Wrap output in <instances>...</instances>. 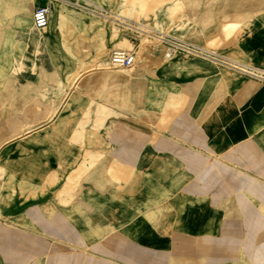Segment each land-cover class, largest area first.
Wrapping results in <instances>:
<instances>
[{
	"label": "crops",
	"instance_id": "obj_1",
	"mask_svg": "<svg viewBox=\"0 0 264 264\" xmlns=\"http://www.w3.org/2000/svg\"><path fill=\"white\" fill-rule=\"evenodd\" d=\"M47 3L0 0V96L44 95L50 111L22 132L0 114V264H264V82L156 47L123 81V107L94 99L98 134L80 138L67 119L83 92L66 85L63 3H50L41 59L28 55L35 70L27 60L10 74L32 47L20 41L25 22ZM222 22H235L233 35ZM98 29L88 28L93 45ZM217 34L226 57L264 68V0L200 6L187 37ZM39 73L53 81L30 86Z\"/></svg>",
	"mask_w": 264,
	"mask_h": 264
},
{
	"label": "rangeland",
	"instance_id": "obj_2",
	"mask_svg": "<svg viewBox=\"0 0 264 264\" xmlns=\"http://www.w3.org/2000/svg\"><path fill=\"white\" fill-rule=\"evenodd\" d=\"M214 0H109L97 1L105 10L106 16L101 17L94 14H90L85 11H76L75 8L69 6H62V12L59 15V22L65 23V35L67 39V63L66 68L68 72V78L66 85L68 87H77L78 92H83L76 96L70 95L69 102H82V109L68 111L67 119L72 125H77V128H72V133L78 137L92 138L97 135L98 119L95 117V113L90 106L94 103V99H99L102 104L114 105L117 107H123L122 104V86L123 81L126 80V75L131 73L137 66L139 60L143 59L144 52L152 53L156 47H159L164 57V48L156 40L150 38L146 34L142 33V29H156L164 33L171 34L180 38L189 40L195 44L204 46L215 52H220V43L222 39L217 34L213 38H210L206 42L196 41L190 37H187L186 31L194 24V19L197 10L203 4L211 7ZM52 13V11H51ZM89 23L88 26L79 27L80 23ZM212 23L209 22L208 27H212ZM228 22H222L219 24L225 37L234 34L237 25L234 22L233 26L226 27ZM26 31L21 34L20 41L28 42L31 46H27L24 49L25 52H20V62L18 67L12 69L10 74H15L22 70H26L27 67L24 64L32 62V70H35L36 64L34 60L29 57V53L36 54L39 59L44 54V48L42 47V40L46 38L43 33V29L36 30L32 26V21L27 20L25 22ZM96 27L101 28L97 30V33L102 37L94 45L88 37V28L91 30ZM107 29L108 33L104 30ZM111 33H115L113 42H110L109 36ZM106 37V38H105ZM121 47L136 50V60L134 64L129 68L114 67L110 65L108 57L112 47ZM23 50V48H21ZM24 51V50H23ZM177 55V54H176ZM224 55V54H222ZM88 56L94 61L91 63L82 62ZM175 55H173L172 59ZM225 56V55H224ZM216 66L222 67L215 64ZM52 66H55L54 58L52 57ZM227 76L237 78L238 73L226 68L224 70ZM234 72V73H230ZM46 74V73H45ZM110 74L124 75L122 79L117 77H111ZM114 75V76H115ZM109 76V77H108ZM52 82L53 79H48L47 75L42 73L38 74V78L34 80V83H30V86L45 87L47 82ZM14 84L12 79H4L2 87L6 88ZM62 85V84H61ZM21 86V85H19ZM44 95H36L33 100H28L25 95L10 96L1 95L0 102L12 103L13 108L17 107V110L13 111H0V114H12L19 118V126L16 128L19 132L27 129L24 126L30 118L43 119L50 114L49 110H44ZM77 98V100L75 99ZM100 104V105H102ZM99 104H96V106ZM80 107V108H81ZM92 116V117H91ZM74 127V126H73ZM94 129H92V128ZM15 130V128H13ZM3 166L0 164V179L2 178ZM5 236H8L5 235ZM11 238H4V246L10 244Z\"/></svg>",
	"mask_w": 264,
	"mask_h": 264
},
{
	"label": "built area",
	"instance_id": "obj_3",
	"mask_svg": "<svg viewBox=\"0 0 264 264\" xmlns=\"http://www.w3.org/2000/svg\"><path fill=\"white\" fill-rule=\"evenodd\" d=\"M51 2H60L66 6L83 10L101 17L106 15V10L104 8L90 2L89 0H48L47 4L36 6L32 12V26L35 29H42L48 24ZM140 31L163 46L164 57L166 59L172 55L185 54L190 57L229 68L239 75L257 80L259 82H264V68L237 62L215 52L214 50L156 29H142ZM108 60L110 65L114 67L129 68L136 60V52L134 49L114 47L111 48L109 52Z\"/></svg>",
	"mask_w": 264,
	"mask_h": 264
},
{
	"label": "bare ground",
	"instance_id": "obj_4",
	"mask_svg": "<svg viewBox=\"0 0 264 264\" xmlns=\"http://www.w3.org/2000/svg\"><path fill=\"white\" fill-rule=\"evenodd\" d=\"M50 12H51V11H50ZM104 15H105V14H104ZM105 16H106V15H105ZM105 16H104V17H105ZM233 25H234V22H228L227 25H226V27H230V26H233ZM33 28H34V27H33ZM34 29H35V28H34ZM42 29H44V28H42ZM36 30H41V29H36ZM115 35H116L115 33H111V35L109 36V38H110L109 41H110V42H113V39H114ZM209 39H210V38H209ZM172 56H173V55H172ZM172 56H171V57H172ZM171 57H167V58H171ZM115 76H116V75H115ZM117 76H118V77H117ZM117 76H116V77H117L118 79H122L124 75H121V77H120V75H117ZM124 77H127V75L124 76ZM127 167H128V166H127Z\"/></svg>",
	"mask_w": 264,
	"mask_h": 264
}]
</instances>
